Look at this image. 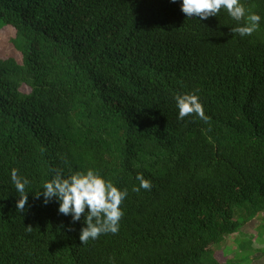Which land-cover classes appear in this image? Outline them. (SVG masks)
Returning a JSON list of instances; mask_svg holds the SVG:
<instances>
[{"label": "trees", "instance_id": "1", "mask_svg": "<svg viewBox=\"0 0 264 264\" xmlns=\"http://www.w3.org/2000/svg\"><path fill=\"white\" fill-rule=\"evenodd\" d=\"M241 2L251 36L182 0H0V264H236L213 247L246 223L236 207L264 212V0ZM185 93L208 123L178 119ZM57 169L127 189L117 234L82 244L84 218L37 198Z\"/></svg>", "mask_w": 264, "mask_h": 264}, {"label": "clouds", "instance_id": "2", "mask_svg": "<svg viewBox=\"0 0 264 264\" xmlns=\"http://www.w3.org/2000/svg\"><path fill=\"white\" fill-rule=\"evenodd\" d=\"M172 2L175 3L176 0ZM222 9L226 10L233 20L243 22L231 29L233 33L244 37L258 31L261 16L247 8L241 0H182L181 4V11L186 17H196L200 20L218 16ZM175 100L179 110L178 119L183 120L186 116L195 115L205 123L210 121L197 94H177ZM136 179L140 181V185L133 188L134 192H139L141 188L151 190V181L145 179L142 174H138ZM11 180L19 194L16 208L23 213L28 203L26 188L30 181L22 177L15 168L11 170ZM40 195L43 196L45 204L53 198L58 199L59 213L71 215L73 222L84 218L86 226L81 229L79 239L82 244H87L102 234L119 232L120 221L124 216L121 205L128 192L127 189L120 190L111 180H106L93 169L77 171L67 177L62 174V170L57 169L54 176L44 182L42 190L36 193L37 198ZM31 230L29 225L28 231Z\"/></svg>", "mask_w": 264, "mask_h": 264}, {"label": "rangeland", "instance_id": "3", "mask_svg": "<svg viewBox=\"0 0 264 264\" xmlns=\"http://www.w3.org/2000/svg\"><path fill=\"white\" fill-rule=\"evenodd\" d=\"M8 34L10 31H0V53L7 50L4 36ZM235 210L236 219L246 223L239 232L215 245L214 250L221 251L219 255L223 260L233 258L236 264H264V212L252 215L249 208L236 207Z\"/></svg>", "mask_w": 264, "mask_h": 264}]
</instances>
